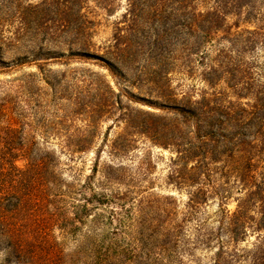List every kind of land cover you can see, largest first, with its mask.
I'll list each match as a JSON object with an SVG mask.
<instances>
[{
  "label": "trees",
  "instance_id": "trees-1",
  "mask_svg": "<svg viewBox=\"0 0 264 264\" xmlns=\"http://www.w3.org/2000/svg\"><path fill=\"white\" fill-rule=\"evenodd\" d=\"M258 1L125 0L111 38L97 46L96 11L111 16L113 0H0V55L9 46L17 53L10 61L0 56V75L7 76L0 80V253L6 264H77L83 255L78 249L65 260L50 249L38 211L60 199L64 180L56 173L53 154L34 152L37 144L25 136L18 109L26 90L35 89L36 97L39 82L48 84L43 75L52 72L45 68L62 61H94L108 73L89 75L93 102L87 128L120 111L117 121L125 127L110 144L113 158L128 156L137 136L172 154L168 185L187 198L180 220L170 196L138 201L125 212L137 245L150 238L143 229L149 220L154 225L156 252L143 253L142 264H264V12ZM252 17L259 24L240 29L241 21L248 27ZM258 47L263 48L260 77L257 59L244 58ZM28 66L37 73L24 72ZM130 74L147 87L149 98L128 90ZM175 74L202 86L177 90ZM140 101L152 111L132 107ZM93 138L81 134L69 141L75 149L69 154L88 152ZM126 196L92 192L72 208L68 220L82 223L95 204L125 201ZM211 200L219 203V211L209 226L200 214ZM231 200L235 206L229 211ZM116 208L110 219H119L122 227ZM189 222H196L193 236L185 233ZM197 248L210 256L196 257ZM109 252L98 264L115 263ZM91 254L97 263L98 252ZM122 264L136 263L125 259Z\"/></svg>",
  "mask_w": 264,
  "mask_h": 264
},
{
  "label": "rangeland",
  "instance_id": "rangeland-1",
  "mask_svg": "<svg viewBox=\"0 0 264 264\" xmlns=\"http://www.w3.org/2000/svg\"><path fill=\"white\" fill-rule=\"evenodd\" d=\"M40 0H29L31 3H37ZM115 9L111 16H108L101 10L96 12V21H98L96 35L93 39L94 43L104 45L111 38L114 23L119 20L120 15L125 8V0H113ZM96 4L89 2L90 7ZM260 14L264 12L263 0L258 1ZM5 11V10H4ZM246 10L243 11V14ZM233 20H230L232 23ZM251 24L246 27L243 21L240 23V29L253 28L254 24H259L256 20L251 19ZM3 48L1 52L2 58L5 61L15 59L14 50ZM253 53L244 54V58H256L258 62L257 74L260 77L262 73L263 48L258 47ZM16 52V51H15ZM81 63L65 61L53 63L45 68L52 73L43 75V78L48 82L40 81L38 96H34L33 90H26L23 95L22 102L18 105L21 112V122L23 131L26 137L33 140L35 145L34 152H50L53 154L54 160L57 162L56 173L59 178L64 180L63 186L57 194H60L54 205L52 204L49 210L38 211L40 222L44 221L48 228L50 249L55 255H63L65 260L71 259V256L81 249L83 255H79L80 260L77 264H93V256L91 250L98 252V264L104 259L107 249H110V256L113 261L110 264H122L124 260H134L136 264L144 263L143 253L147 251L156 252V235L154 234V225L149 222L144 226L146 236H150L148 240L137 245L132 239H137L134 226L128 231V226L131 224L127 218V214L132 205L138 201L161 199L165 196H170L176 202L177 221L180 220V213L183 210V205L186 202V194L184 191L177 192L174 188L168 185L167 175L169 172L170 158L172 154L169 150L154 146L149 139L137 136L134 140V148L129 152L128 156L122 159L112 157L110 153V144L121 133H123L124 124L118 123L117 118L121 114L116 111L112 118L101 120L97 127L93 129L87 128L91 119L88 116V110L93 102V98L88 84L89 75L102 74L107 72L101 70L94 65V61ZM259 66L261 68H259ZM24 72H36L34 66H28ZM134 72V71H133ZM37 73V72H36ZM134 74H138L135 73ZM19 76V73L10 76L11 78ZM262 76V75H261ZM7 76L0 75V80H6ZM39 76H37V79ZM114 79L110 77L106 81L111 82L112 87ZM129 91L136 96L149 98L146 94L147 87L141 84L140 80L132 75L128 78ZM174 87L177 90H185L188 86L200 88L202 85L196 80H189L181 74L172 76ZM261 81H263L261 77ZM132 84L138 88L131 87ZM245 102V101H243ZM133 108L139 110H150L146 103L139 102L137 105H132ZM93 135L91 149L84 154H75L71 156V151H75L74 147H69L68 142L74 141L79 135ZM74 143V142H73ZM72 143V144H73ZM74 146V145H71ZM21 167L23 163L17 162ZM108 166L114 170H109ZM117 169V170H116ZM110 174V180L105 179V174ZM62 184V183H61ZM92 192L104 193L107 195L127 194V200L106 205H94L92 214L82 223H72L68 220L71 217V210L77 204H83V198H89ZM219 203L211 200L207 206L203 208L200 214V220H207L209 226L215 225L214 219L219 211ZM123 210H120L121 207ZM235 204L231 201L227 202V209L232 211ZM118 209V213L122 216L125 224L121 227L122 222L118 223L119 219H110V210ZM127 210V211H126ZM126 212V213H125ZM46 220H49L46 222ZM196 222H189L186 225V236H193ZM127 228V231L126 229ZM148 228V229H146ZM119 231L116 233V231ZM115 234H118L115 236ZM131 245V247H130ZM138 247H137V246ZM181 257L185 256L182 249L178 250ZM195 256H210V254L197 248L194 250ZM123 261L116 263L117 261ZM0 264L4 262V255L0 253Z\"/></svg>",
  "mask_w": 264,
  "mask_h": 264
}]
</instances>
